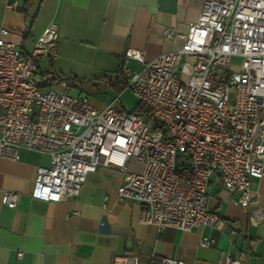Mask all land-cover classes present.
Masks as SVG:
<instances>
[{
  "label": "built area",
  "instance_id": "built-area-1",
  "mask_svg": "<svg viewBox=\"0 0 264 264\" xmlns=\"http://www.w3.org/2000/svg\"><path fill=\"white\" fill-rule=\"evenodd\" d=\"M9 33L0 27V156L18 160L24 149L50 155L49 165L37 168L32 197L53 202L76 197L90 172L114 165L123 172L118 199L140 204L143 224L218 229L222 220L208 206L212 180L237 193L252 224L264 223L251 195L252 179L264 177V0H205L186 34L168 32L184 39L182 48L149 61L140 50L125 52V88L151 107V118L113 103L99 109L87 96L41 88L39 62L59 53L57 27L48 26L29 52L16 47ZM132 59L141 69L127 64ZM155 122L166 132L155 129ZM131 158L143 164L142 171L128 169ZM19 199L17 191L2 195L10 208ZM212 243L201 240L203 246ZM247 258L227 251L220 264H243ZM114 264H140V257L125 252Z\"/></svg>",
  "mask_w": 264,
  "mask_h": 264
},
{
  "label": "crops",
  "instance_id": "crops-1",
  "mask_svg": "<svg viewBox=\"0 0 264 264\" xmlns=\"http://www.w3.org/2000/svg\"><path fill=\"white\" fill-rule=\"evenodd\" d=\"M204 2L0 0V27L10 30L7 38L16 47L29 52L42 32L55 25L59 53L39 62L40 84L59 76L50 87L87 96L99 109L113 103L126 110L121 76L125 52L140 50L149 61L182 48L184 39L171 38L168 32L186 34L198 21ZM127 64L142 66L133 59ZM115 82H120L119 91L111 84ZM49 163L48 153L31 149L21 150L18 160L0 156V264H114L125 252L137 253L140 264H163L153 256L220 264L227 251L247 254L243 264H264V223L252 224L237 193L215 180L208 189V206L222 220L218 229L157 228L140 222V204L119 201L123 172L114 165L90 172L76 197L61 202L32 197L37 168ZM128 169L140 172L143 164L131 158ZM7 190L19 192L16 208L2 203ZM251 195L257 199L253 206H260L264 216V177L252 179ZM202 239L213 243L203 246Z\"/></svg>",
  "mask_w": 264,
  "mask_h": 264
},
{
  "label": "trees",
  "instance_id": "trees-1",
  "mask_svg": "<svg viewBox=\"0 0 264 264\" xmlns=\"http://www.w3.org/2000/svg\"><path fill=\"white\" fill-rule=\"evenodd\" d=\"M60 77H63V76H60ZM58 79H59V76H55L53 78H50L47 80L46 84H44V85L40 84V87L41 88L42 87L48 88V87L54 85L58 81ZM111 84L114 86V88H117L118 91L120 90V82H115V83H111ZM131 112L138 114V115H141V116H144V117H149V118L152 117L151 107L148 106L147 104L143 103V102H140V101L137 103V106L135 107V109L132 110ZM155 129L162 130L164 133L166 132L164 124L159 123V122H155Z\"/></svg>",
  "mask_w": 264,
  "mask_h": 264
},
{
  "label": "rangeland",
  "instance_id": "rangeland-1",
  "mask_svg": "<svg viewBox=\"0 0 264 264\" xmlns=\"http://www.w3.org/2000/svg\"><path fill=\"white\" fill-rule=\"evenodd\" d=\"M233 61H234L235 64H239L241 62V58H234ZM130 67H132L134 70L141 69V66L140 67H136V66H131L130 65ZM122 99L125 101L126 107H127L126 110L129 111V112L134 110L135 107L137 106V103L139 102L138 98L135 96V94L133 93V91L130 88L124 89V91L122 93Z\"/></svg>",
  "mask_w": 264,
  "mask_h": 264
}]
</instances>
